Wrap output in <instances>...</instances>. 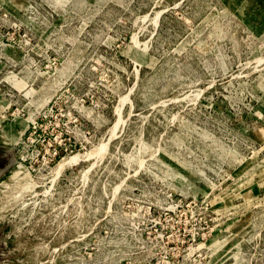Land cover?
Returning <instances> with one entry per match:
<instances>
[{
  "label": "rangeland",
  "instance_id": "obj_1",
  "mask_svg": "<svg viewBox=\"0 0 264 264\" xmlns=\"http://www.w3.org/2000/svg\"><path fill=\"white\" fill-rule=\"evenodd\" d=\"M8 164L0 264H264V0H0Z\"/></svg>",
  "mask_w": 264,
  "mask_h": 264
},
{
  "label": "bare ground",
  "instance_id": "obj_2",
  "mask_svg": "<svg viewBox=\"0 0 264 264\" xmlns=\"http://www.w3.org/2000/svg\"><path fill=\"white\" fill-rule=\"evenodd\" d=\"M19 136H20V134H17V133H14V132H9L8 133V136L6 137V139H7V142H10L11 144L12 143H15V142H17L18 141V139H19ZM1 170V169H0ZM18 172L19 171H15L12 175H10L9 176V178L7 179V180H4L2 183H4V184H7L8 182H9V180L10 179H12V178H14V177H17L16 176V174H18ZM23 178H25V176L24 177H22V178H20V180H18V182H21V180H23ZM15 179V178H14ZM13 179V180H14ZM11 181V180H10ZM24 188V187H23ZM15 193H20V191H21V189H18V188H15ZM19 195V194H18ZM14 196H16V195H14ZM16 201V200H15Z\"/></svg>",
  "mask_w": 264,
  "mask_h": 264
},
{
  "label": "water",
  "instance_id": "obj_3",
  "mask_svg": "<svg viewBox=\"0 0 264 264\" xmlns=\"http://www.w3.org/2000/svg\"><path fill=\"white\" fill-rule=\"evenodd\" d=\"M9 166H10V164H8L7 166H5L4 168H0L1 170H0V175L2 174V173H4L8 168H9Z\"/></svg>",
  "mask_w": 264,
  "mask_h": 264
}]
</instances>
